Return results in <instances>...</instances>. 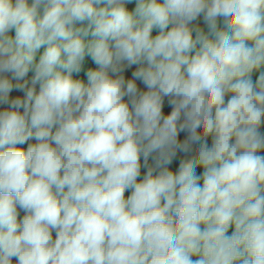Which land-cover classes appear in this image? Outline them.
Instances as JSON below:
<instances>
[{
  "label": "clouds",
  "instance_id": "1",
  "mask_svg": "<svg viewBox=\"0 0 264 264\" xmlns=\"http://www.w3.org/2000/svg\"><path fill=\"white\" fill-rule=\"evenodd\" d=\"M131 3L0 0V264H264V0Z\"/></svg>",
  "mask_w": 264,
  "mask_h": 264
},
{
  "label": "rangeland",
  "instance_id": "2",
  "mask_svg": "<svg viewBox=\"0 0 264 264\" xmlns=\"http://www.w3.org/2000/svg\"><path fill=\"white\" fill-rule=\"evenodd\" d=\"M134 6H135V0H132V3H131L130 5H128V7H129V8H134ZM198 22H199L201 25H203V20H202V18H200ZM77 26H79V25H77ZM153 34H154V35L157 34L156 31H154ZM12 35H14V30H13V32H12ZM86 39L91 40V39H93V37L89 36V37H87ZM42 52H43V48H41V49L39 50V52L37 53V60H38L39 55L42 54ZM90 66L93 67V66H94V63L92 62V60H91L90 57H86V60H85V69H86L87 67H90ZM254 73H255V72H254ZM254 73H253V74H254ZM32 74H33V73L30 72V73H29V77H31ZM80 74H84V72H81ZM80 74H79V76H80ZM128 74L130 75V72H129ZM74 75H75V74H74ZM82 76H83L84 78L86 77L85 75H82ZM82 76H80V77L83 78ZM141 87H143V86L141 85ZM12 95H18V94H17V93H13ZM165 111H166V112L170 111V108H167V107H166V108H165ZM261 132H264V125L261 126ZM29 143H36V141H35V140H30V141L26 142V143L23 144V145H17V147H20V148H23L24 150H27V146H28ZM209 143H210V140H209ZM261 154L264 155V152H262ZM180 158H183V154H179L178 157L173 161V163H172L171 165H169L170 170H172V171H176V170L178 169V166H179V159H180ZM152 163H153V161H152V159H151V157H150V158H149V164L151 165ZM141 164H142V167H141V176L138 178V180H142V179H143V176L146 174V171H147V169H146L145 167H143V158H141ZM201 172H202V169H201V168H198V169H197V174L199 175ZM130 194H131L130 191H126V192H125V197L127 198V196L130 195ZM17 211H18V213H19V215H18V220H20V219H22L23 216L25 215V212H24L23 210L19 209V208L17 209ZM231 231H232V229L229 230V234H231ZM53 237L55 238V233H53ZM14 264H15V262H14Z\"/></svg>",
  "mask_w": 264,
  "mask_h": 264
},
{
  "label": "trees",
  "instance_id": "3",
  "mask_svg": "<svg viewBox=\"0 0 264 264\" xmlns=\"http://www.w3.org/2000/svg\"><path fill=\"white\" fill-rule=\"evenodd\" d=\"M92 67V66H91ZM93 67H95V65L93 66ZM262 70H264V69H262ZM82 75H85V74H80V76H82ZM258 75H259V72L256 74V76H255V78H254V80L253 81H255V79L258 77ZM83 77V76H82ZM84 78V77H83ZM85 79V82H86V77L84 78Z\"/></svg>",
  "mask_w": 264,
  "mask_h": 264
},
{
  "label": "crops",
  "instance_id": "4",
  "mask_svg": "<svg viewBox=\"0 0 264 264\" xmlns=\"http://www.w3.org/2000/svg\"><path fill=\"white\" fill-rule=\"evenodd\" d=\"M257 73H258V72H255V73L253 74V80H254V78H255V76H256Z\"/></svg>",
  "mask_w": 264,
  "mask_h": 264
}]
</instances>
